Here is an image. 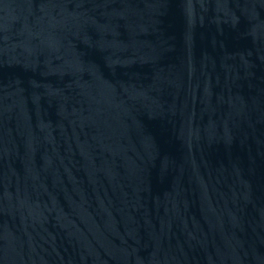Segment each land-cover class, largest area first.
<instances>
[{"label": "water", "instance_id": "obj_1", "mask_svg": "<svg viewBox=\"0 0 264 264\" xmlns=\"http://www.w3.org/2000/svg\"><path fill=\"white\" fill-rule=\"evenodd\" d=\"M0 264H264V0H0Z\"/></svg>", "mask_w": 264, "mask_h": 264}]
</instances>
